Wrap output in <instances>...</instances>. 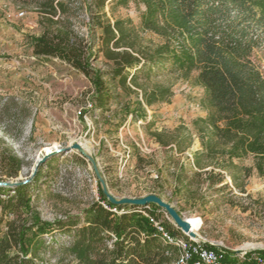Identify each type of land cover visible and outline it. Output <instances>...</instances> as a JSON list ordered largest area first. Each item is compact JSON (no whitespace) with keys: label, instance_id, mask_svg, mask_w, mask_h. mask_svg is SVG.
Here are the masks:
<instances>
[{"label":"trees","instance_id":"trees-1","mask_svg":"<svg viewBox=\"0 0 264 264\" xmlns=\"http://www.w3.org/2000/svg\"><path fill=\"white\" fill-rule=\"evenodd\" d=\"M5 1L37 13L42 31L29 37L32 53L59 59L88 78L94 107L100 110L120 99L117 88L126 98L139 90L135 93L141 97V106L169 102L170 86L149 89L143 82L163 74L188 78L197 71L207 110L205 117L194 120L201 125V149L193 153L191 178H185L182 164L175 173L176 193L192 198L191 186L199 185L203 176L214 185L222 182L223 171L237 167L233 159L248 153L264 157V72L256 56L262 50L264 57V0H139L145 5L141 28L162 37L154 46L144 42L130 19L107 17L108 2L123 5L129 0ZM79 11L86 15V33L74 24ZM98 59L106 68L93 65ZM125 109L129 114L128 103ZM138 117V111L131 112V119ZM152 136L162 146L172 145L177 153L192 140L188 131L181 137L167 131H153ZM52 158L38 165L32 179L12 187L0 185V264H48L56 253L58 262L68 258L66 264H171L175 251L161 240L150 220L158 218L155 212L160 208L113 205L98 183V200L81 215L41 219L33 211L31 188L43 164ZM22 165L11 149L0 150V180L16 177ZM249 170L242 167L244 176ZM230 176L244 192V184ZM113 207L123 211L117 213ZM165 226L181 233L172 224ZM55 231L69 238L67 246L54 247V241H46L45 236ZM257 251L264 255V249Z\"/></svg>","mask_w":264,"mask_h":264},{"label":"rangeland","instance_id":"rangeland-1","mask_svg":"<svg viewBox=\"0 0 264 264\" xmlns=\"http://www.w3.org/2000/svg\"><path fill=\"white\" fill-rule=\"evenodd\" d=\"M5 2L8 6L0 10V150L11 149L23 160V165L16 177L3 176L1 186L10 182L12 185L7 187H12L15 182L32 179L38 165L44 162L39 160L49 154L47 158L53 157L52 160L43 164L41 175L31 188L33 211L47 221L67 214L81 215L88 204L99 198L89 162L79 151L70 148L73 143L82 142L96 159L115 196L155 193L184 217L200 216L203 224L198 233L206 240L222 242L229 248L256 243L260 244L256 250L264 249V157L248 153L233 159L237 167L223 171L222 182L216 181L214 185L203 176L199 185L191 186L192 198L175 191L174 176L179 166H184L185 178H191L193 153L201 149L198 131L201 125L194 124V120L205 117L207 110L196 70L188 78L163 74L143 82L149 89L170 86L169 102L141 106V97L135 93H140L139 90L126 98L117 88L120 99L112 100L108 109L88 108L89 102L94 104V91L88 78L59 59L35 56L29 37L42 31L37 13ZM19 9H24L26 14L15 18ZM144 9L139 0H129L123 5L110 1L105 6L109 19H130L144 42L154 46L162 42V37L141 28L140 15ZM85 19V13L79 11L74 20L82 33L87 32ZM4 29L10 32L4 34ZM256 56L264 72L263 51L257 50ZM93 65L106 68L101 59ZM127 103L130 113L126 115ZM135 110L144 122L137 124V119L128 118ZM147 114L150 119L145 121ZM124 123L128 124L122 128ZM153 131L174 132L178 137L188 131L192 140L188 148L177 153L172 145L156 142ZM141 140L147 148L145 151L135 144ZM46 146L52 147L49 152L43 151ZM242 167L250 169L247 176ZM230 173L238 184H244V192L236 188ZM223 184L225 187L220 189ZM155 214L161 217L163 210H156ZM165 223L172 224L168 220ZM45 237L48 242L54 241V247L69 244V238L57 231ZM59 256V253L50 256L48 264H66L68 258L58 262Z\"/></svg>","mask_w":264,"mask_h":264},{"label":"built area","instance_id":"built-area-1","mask_svg":"<svg viewBox=\"0 0 264 264\" xmlns=\"http://www.w3.org/2000/svg\"><path fill=\"white\" fill-rule=\"evenodd\" d=\"M8 4L4 0H0V10L6 8ZM26 11L24 9H19L15 13V18H22L25 16ZM88 108L94 107L92 102H89L86 105ZM128 118L131 119V116ZM145 121L150 119V115L147 114ZM137 124L144 122L142 118H138ZM128 123H124L122 128L125 127ZM135 144L139 147L141 151L147 150L144 141H135ZM125 146V145H124ZM126 147V146H125ZM127 148V147H126ZM102 204L105 207H108L104 202ZM112 210L117 213H121L123 208L117 210L115 207ZM194 219L198 221V230L195 233L198 235V238L190 237L186 233L182 232L171 220L170 216L163 211V216L158 218L150 217L153 225L156 227L159 237L165 243L170 244L174 251V257L171 264H243L245 261H250L253 264H264V255L259 253L255 248H248L242 250L239 254H234L226 248L218 247L216 241H208L203 238L199 233V229L202 227L203 221L200 216L192 215ZM186 218V217H185ZM165 220H168L172 223L173 228L179 230L181 233L174 234L165 226ZM228 248V249H227Z\"/></svg>","mask_w":264,"mask_h":264},{"label":"water","instance_id":"water-1","mask_svg":"<svg viewBox=\"0 0 264 264\" xmlns=\"http://www.w3.org/2000/svg\"><path fill=\"white\" fill-rule=\"evenodd\" d=\"M70 148L76 149L77 151H79L80 154L84 157V159H86L89 162V164L93 170L95 179H96L97 183L99 184L101 192L105 195V197L108 199V201L111 204L119 205V206H124V205L146 206L148 204H154V205L158 206L160 209H162L163 211H165L170 216L173 223L182 232L186 233L190 237L198 238V235L190 229V226H189L187 219L183 215H181L178 212V210L171 203L166 202L159 195H157L155 193H149V194H145V195H142L139 197H125V196L118 197V196H115L114 194H112L110 192L108 186H107V183H106V180H105L103 174L101 173V171L98 167V163H97L96 159L89 152H87L86 150H83L81 148L80 144L77 142L73 143ZM50 154H52V153H50ZM48 155L49 154L44 155L42 157V159L39 160V162L45 161V159L48 157ZM25 181H27V180H25ZM25 181L15 182L13 184L18 185V184L23 183ZM4 185L9 186V185H12V183L7 182V183H4ZM217 245H218V247L226 248L222 244H217ZM228 250L234 254H239L240 252H242V249H240V248L228 249Z\"/></svg>","mask_w":264,"mask_h":264},{"label":"bare ground","instance_id":"bare-ground-1","mask_svg":"<svg viewBox=\"0 0 264 264\" xmlns=\"http://www.w3.org/2000/svg\"><path fill=\"white\" fill-rule=\"evenodd\" d=\"M81 148L83 150H87V145L86 143H82V142H79ZM52 147L50 146H46L43 148V151L44 152H49L51 150ZM188 223H189V226H190V229L195 232L198 230V221L196 219H194L193 216H187L186 217ZM260 244H256V243H244L243 245L239 246L238 248L242 249V250H245V249H248V248H256V247H259Z\"/></svg>","mask_w":264,"mask_h":264},{"label":"crops","instance_id":"crops-1","mask_svg":"<svg viewBox=\"0 0 264 264\" xmlns=\"http://www.w3.org/2000/svg\"><path fill=\"white\" fill-rule=\"evenodd\" d=\"M1 28H2V25H1ZM1 30V29H0ZM4 34L6 33V34H8L9 32H10V29H4Z\"/></svg>","mask_w":264,"mask_h":264}]
</instances>
